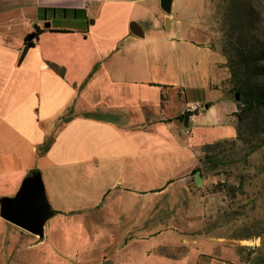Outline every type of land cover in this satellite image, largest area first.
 Segmentation results:
<instances>
[{"label": "crops", "instance_id": "obj_1", "mask_svg": "<svg viewBox=\"0 0 264 264\" xmlns=\"http://www.w3.org/2000/svg\"><path fill=\"white\" fill-rule=\"evenodd\" d=\"M172 5L165 12L160 0H0V197L14 196L32 174L43 181L84 171L97 183L70 210L101 225L89 236L108 242L102 264H226L199 248L220 237L181 226L192 218L190 196L198 194L202 223L212 204L191 176L205 144L177 133L192 126L211 129L210 143L234 139L236 100L226 57L181 36ZM196 100L207 107L178 119ZM192 149L197 160L183 166ZM176 178L185 183H170ZM174 192L187 203L159 202ZM48 204L53 216L60 204ZM148 220L157 227H144ZM45 223L35 246L47 242ZM9 247L0 248V264L14 257Z\"/></svg>", "mask_w": 264, "mask_h": 264}, {"label": "rangeland", "instance_id": "obj_2", "mask_svg": "<svg viewBox=\"0 0 264 264\" xmlns=\"http://www.w3.org/2000/svg\"><path fill=\"white\" fill-rule=\"evenodd\" d=\"M171 14L184 26L181 36L208 41L233 61L238 60L236 51L241 48L254 59L252 64L264 67V0H173ZM251 77L264 84V75L251 73ZM238 129V140H220L200 148L201 183L205 185L200 194L210 197L212 207L202 223L194 217L199 212L193 205L198 194L190 196L192 218L184 219L181 226L221 238L206 240L204 244L201 241L199 248L207 256L226 264H264V107L252 111L238 124ZM177 136L185 140L192 137L200 145L212 140L211 129L197 130L192 126L188 132L182 129ZM189 155L182 159L183 166L197 160L193 149ZM75 174L43 177L46 200L60 204L45 223L46 244L35 246L37 235L0 216V232L12 237L8 242L0 240V248L8 243L15 254L7 264H102L100 254L108 242L89 236L97 229L101 231V225L88 219L87 211L70 210L85 204L87 189L97 181H92L84 171ZM218 182L223 185L216 186ZM170 183L178 186L185 180L176 178ZM213 188L220 191L213 192ZM158 200H166L175 209L180 201L186 202L178 192L169 197L160 195ZM173 219L177 222L178 214ZM148 221L144 227H157L152 224L155 221ZM194 254L193 249L190 257Z\"/></svg>", "mask_w": 264, "mask_h": 264}, {"label": "trees", "instance_id": "obj_3", "mask_svg": "<svg viewBox=\"0 0 264 264\" xmlns=\"http://www.w3.org/2000/svg\"><path fill=\"white\" fill-rule=\"evenodd\" d=\"M40 32H42L41 29H39L38 27L34 28L33 34L35 39ZM27 45L32 46L31 41L27 42ZM236 53L238 54V60L233 61L229 58H226V66L229 71L228 91L229 93H231L233 98L234 93L237 92L239 94V98L236 101V110L233 113L237 125V135L234 139H223V141H235L236 139L238 140L240 138L238 124L246 120V118L252 111L264 107V84L262 82L260 84L257 83V80H254L251 77V73H254L255 75H264V67L252 64V60L254 59L251 57V55H246L243 49L238 48ZM223 55L226 57L225 53H223ZM192 114H196V112H183L177 118L183 119L184 117H188ZM217 142H220V140L215 141L214 144H216ZM212 143L206 144L204 146H209ZM256 147H258V145H256ZM199 161L200 165L192 170L191 176L194 175L195 172L201 173L200 167L203 159L200 158ZM219 184L223 185V183L218 182L216 183V186ZM212 191L216 192L220 190L213 188Z\"/></svg>", "mask_w": 264, "mask_h": 264}, {"label": "water", "instance_id": "obj_4", "mask_svg": "<svg viewBox=\"0 0 264 264\" xmlns=\"http://www.w3.org/2000/svg\"><path fill=\"white\" fill-rule=\"evenodd\" d=\"M171 0H160V7L163 11H170ZM239 94L234 93L237 101ZM205 108L207 105L204 106ZM194 182L201 184V175L194 173ZM23 196H31L32 205L23 209L21 199ZM12 205H14L12 207ZM51 215V209L46 200L43 183L38 173L32 174L24 179L19 191L12 197H0V216L6 221L17 225L37 236L44 234V223Z\"/></svg>", "mask_w": 264, "mask_h": 264}, {"label": "built area", "instance_id": "obj_5", "mask_svg": "<svg viewBox=\"0 0 264 264\" xmlns=\"http://www.w3.org/2000/svg\"><path fill=\"white\" fill-rule=\"evenodd\" d=\"M204 108V104L199 101H190V102H186L185 103V109L184 112H196L197 110L203 109Z\"/></svg>", "mask_w": 264, "mask_h": 264}, {"label": "bare ground", "instance_id": "obj_6", "mask_svg": "<svg viewBox=\"0 0 264 264\" xmlns=\"http://www.w3.org/2000/svg\"><path fill=\"white\" fill-rule=\"evenodd\" d=\"M21 205L23 207V209H28L31 207L32 205V198L31 196H23L22 199H21ZM14 205H12L13 207Z\"/></svg>", "mask_w": 264, "mask_h": 264}]
</instances>
